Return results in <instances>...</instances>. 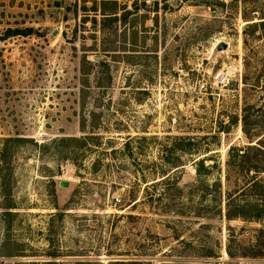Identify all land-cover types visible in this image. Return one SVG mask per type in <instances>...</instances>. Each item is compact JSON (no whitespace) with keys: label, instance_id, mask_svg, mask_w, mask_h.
Masks as SVG:
<instances>
[{"label":"rangeland","instance_id":"1","mask_svg":"<svg viewBox=\"0 0 264 264\" xmlns=\"http://www.w3.org/2000/svg\"><path fill=\"white\" fill-rule=\"evenodd\" d=\"M262 21L264 0H0V264H264V221L224 217L228 151L264 132Z\"/></svg>","mask_w":264,"mask_h":264},{"label":"trees","instance_id":"2","mask_svg":"<svg viewBox=\"0 0 264 264\" xmlns=\"http://www.w3.org/2000/svg\"><path fill=\"white\" fill-rule=\"evenodd\" d=\"M107 1V0H103ZM256 26V24H253ZM259 26L264 27V21ZM32 29L24 30L8 29L6 36L31 35ZM264 89V86L262 87ZM261 110V109H260ZM242 131L249 136L248 126L250 125L251 114L248 107L242 110ZM234 122H231L233 124ZM249 138V137H248ZM179 141H184L180 138ZM252 143V142H251ZM189 144L182 145L180 151H184ZM0 156L5 159V149H2ZM199 168L196 169L198 177H206L210 170L203 168L202 161H199ZM264 173V132L256 139L254 145L239 147H231L227 154L225 163L224 182L227 186L234 185L236 188H228L225 192V214L227 221L231 220H249L264 221V181L259 177ZM241 177V179H239ZM239 182L242 187L239 189ZM220 181L214 183L215 187H219ZM232 186V187H233ZM248 195L245 198L242 196ZM221 205H219L218 213L221 214Z\"/></svg>","mask_w":264,"mask_h":264},{"label":"built area","instance_id":"3","mask_svg":"<svg viewBox=\"0 0 264 264\" xmlns=\"http://www.w3.org/2000/svg\"><path fill=\"white\" fill-rule=\"evenodd\" d=\"M234 76V73L228 71L226 73L219 71L213 77V84L215 87L226 86L229 84L231 77Z\"/></svg>","mask_w":264,"mask_h":264},{"label":"water","instance_id":"4","mask_svg":"<svg viewBox=\"0 0 264 264\" xmlns=\"http://www.w3.org/2000/svg\"><path fill=\"white\" fill-rule=\"evenodd\" d=\"M225 45H223V46H220V47H218V50H222V49H225ZM60 186H67V183L66 182H61L60 183Z\"/></svg>","mask_w":264,"mask_h":264}]
</instances>
